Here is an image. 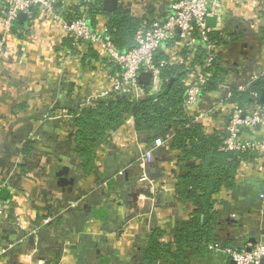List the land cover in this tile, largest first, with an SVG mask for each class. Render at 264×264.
<instances>
[{
	"label": "crops",
	"instance_id": "obj_1",
	"mask_svg": "<svg viewBox=\"0 0 264 264\" xmlns=\"http://www.w3.org/2000/svg\"><path fill=\"white\" fill-rule=\"evenodd\" d=\"M175 1L120 0L118 10L147 19L171 13ZM81 2L64 0L66 19ZM106 22L98 16L94 28L102 32ZM213 30L228 35L220 56L231 72L219 93L203 94L187 113L207 134L224 137L229 114L219 102L232 94L230 87L264 72L259 40L264 0H225ZM62 44L54 18L41 15L8 31L0 17V182L5 184L0 197L8 203L0 215V264H145L152 234L160 231L161 242L173 245L175 228L194 211L176 193L179 154L168 146L156 150L147 169L155 176L154 190L141 184L138 161L154 145L136 134L128 118L100 150L95 171L85 174L70 111L85 108L115 69L103 64L99 53L97 60H68ZM182 52L177 41L163 50L172 64L189 66ZM202 114L206 117L196 120ZM62 179L75 182L60 185ZM237 182V193L217 197L215 211L222 219L216 233L222 242L193 264H233L221 249L264 242V156L244 162Z\"/></svg>",
	"mask_w": 264,
	"mask_h": 264
},
{
	"label": "trees",
	"instance_id": "obj_2",
	"mask_svg": "<svg viewBox=\"0 0 264 264\" xmlns=\"http://www.w3.org/2000/svg\"><path fill=\"white\" fill-rule=\"evenodd\" d=\"M101 15L107 17L106 26L111 41L124 53L136 47V33L145 22L163 21L170 13H152L151 18L138 19L123 7L115 14L107 13L103 10V0H93L87 20L94 27L97 17ZM16 27H20L18 21L13 24V29ZM211 36L221 47L227 43L225 37L228 35L213 32ZM259 40L264 44V31ZM174 41H170L168 45H173ZM62 46L66 48L65 51L79 54L78 58L82 59V62L98 59V53L92 49L86 54L79 53L72 41L64 40ZM181 54L188 57L189 66L172 63L160 66L164 87L159 94L142 99L112 95L108 99L97 101L94 107L70 111L75 116V150L85 174L95 171L100 150L111 142L113 135L128 118L133 119L136 134L147 139L149 144L154 145L156 139L161 138L173 152L179 154L181 171L176 193L180 201L190 203L194 211L187 222L180 223L175 228L173 245L161 242L160 231L152 234L148 248L142 256L145 264H193L197 258L204 257L211 246L213 248L217 243L220 244L222 240L216 230L222 216L215 211L217 197L223 191L237 193V175L242 164L259 158L257 154L250 152H222L225 136L215 132L207 134L202 123L189 117L185 109L188 76L193 67L205 64L206 52L197 47L193 52L184 49ZM155 60L169 61V58L165 57L161 50ZM230 72L229 66L219 54L204 95L219 93L220 89L226 86ZM241 84L250 85L248 91L239 92V84L230 87L232 101L245 109L262 104L252 94L256 92L261 95L264 90V77L254 83L250 78ZM144 88L148 92L149 86L144 85ZM190 162H195V165H190ZM224 245L230 247L227 243Z\"/></svg>",
	"mask_w": 264,
	"mask_h": 264
},
{
	"label": "built area",
	"instance_id": "obj_3",
	"mask_svg": "<svg viewBox=\"0 0 264 264\" xmlns=\"http://www.w3.org/2000/svg\"><path fill=\"white\" fill-rule=\"evenodd\" d=\"M225 0H176L172 3L169 17L163 21L145 22L135 36L136 47L129 52H120L109 35L107 26L98 32L87 20L93 0H82L70 19L63 14L64 0H0V17L10 31L20 13L29 18V23L36 22L41 15L54 18L60 25L62 39L72 41L79 53L85 48L95 50L100 55L103 64L111 65L115 70L105 89L94 93L88 99L85 107H94L99 100H105L112 95L132 96L135 99L159 94L164 82L161 79L160 66L172 63L170 60H155L161 50L168 47L170 41H177L186 51L193 52L200 47L206 52V61L202 66L192 68L188 76L186 93V112L198 104L204 94L212 73L211 70L220 54L221 46L212 39L215 31L208 26V20L223 17ZM66 49V48H65ZM64 49V50H65ZM68 60L79 59L76 52L64 51ZM144 73L152 75L149 90L140 83ZM264 77L263 73L253 75L251 82ZM250 85L238 88L245 93ZM255 99L261 98L253 92ZM232 94L219 102L218 107L228 111L229 118L226 135L221 151L225 153L250 152L258 157L264 156V105L255 104L245 109L239 103L232 101ZM206 117L202 114L196 120ZM198 122V121H197ZM162 147H167L166 141L156 139L152 151L146 152L138 161L141 170L139 182L152 189V182L147 176V169L153 163V153ZM5 184L0 182V194ZM8 203L0 197V215L5 212ZM213 249H218L216 246ZM234 264H263L264 242L248 243L243 249H221Z\"/></svg>",
	"mask_w": 264,
	"mask_h": 264
},
{
	"label": "water",
	"instance_id": "obj_4",
	"mask_svg": "<svg viewBox=\"0 0 264 264\" xmlns=\"http://www.w3.org/2000/svg\"><path fill=\"white\" fill-rule=\"evenodd\" d=\"M119 1L120 0H103V10L107 13H112L115 14L118 11L119 8ZM17 21L21 24H27L29 22V18L27 15L20 13L17 17ZM208 26L212 29H215L217 26V19L216 18H211L208 20ZM152 75L150 73H144L140 77V83L142 85H149L150 80H151ZM260 102L264 105V90L261 93V98ZM190 165H195V162H190ZM152 166V164L150 165ZM64 175V174H63ZM147 176L150 180H153L155 176L151 175V173H147ZM74 180H67V179H62L60 185L65 184V185H73ZM236 220H239V217H236ZM34 239L31 238V244H33ZM36 261L38 262H44L45 259L43 257H36ZM234 264V263H233ZM264 264V261H263Z\"/></svg>",
	"mask_w": 264,
	"mask_h": 264
}]
</instances>
